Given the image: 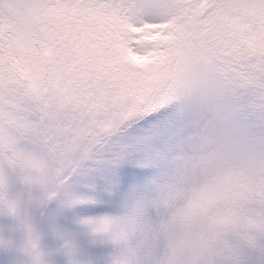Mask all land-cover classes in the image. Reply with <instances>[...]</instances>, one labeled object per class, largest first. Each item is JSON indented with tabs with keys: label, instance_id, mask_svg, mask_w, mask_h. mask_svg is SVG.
<instances>
[{
	"label": "snow or ice",
	"instance_id": "snow-or-ice-1",
	"mask_svg": "<svg viewBox=\"0 0 264 264\" xmlns=\"http://www.w3.org/2000/svg\"><path fill=\"white\" fill-rule=\"evenodd\" d=\"M0 264H264V0H0Z\"/></svg>",
	"mask_w": 264,
	"mask_h": 264
}]
</instances>
